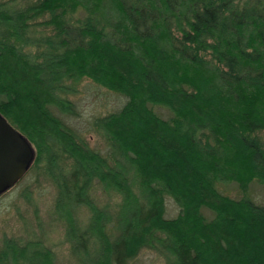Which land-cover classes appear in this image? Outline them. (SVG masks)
Masks as SVG:
<instances>
[{"label": "trees", "instance_id": "trees-1", "mask_svg": "<svg viewBox=\"0 0 264 264\" xmlns=\"http://www.w3.org/2000/svg\"><path fill=\"white\" fill-rule=\"evenodd\" d=\"M82 78L124 97L90 120L104 151L67 121ZM0 113L35 148L27 172L54 182L81 264L144 247L164 264H264V205L249 194L264 184V0H0ZM97 182L120 194L110 209ZM0 264L55 263L38 241L4 238Z\"/></svg>", "mask_w": 264, "mask_h": 264}, {"label": "rangeland", "instance_id": "rangeland-1", "mask_svg": "<svg viewBox=\"0 0 264 264\" xmlns=\"http://www.w3.org/2000/svg\"><path fill=\"white\" fill-rule=\"evenodd\" d=\"M27 1L29 0H10L17 5H23ZM45 30L49 32L48 29ZM68 97L75 101L81 115L69 117L67 121L85 133L89 146L104 151L106 142L100 131L92 128L90 120L93 116L118 108L124 97L95 84L89 78H82L77 85V92ZM154 109L167 115L162 107L155 106ZM262 136L264 137V132ZM218 187L234 197L243 194L232 182L219 184ZM249 192L256 203L264 205V184L251 183ZM90 194L99 207L107 206L110 209L120 200L117 191L105 190L98 182L92 186ZM56 195L57 188L51 178L34 168L0 196V247L4 238H12L21 243L38 241L41 246L51 249L55 264H81L80 255L72 250V240L66 237L67 222L55 207ZM178 210L177 204L167 196L165 214L174 216ZM71 215L85 225L91 213L86 205L78 204L72 208ZM93 242L87 244L89 248L97 247V243L93 245ZM127 264H164V258L144 247Z\"/></svg>", "mask_w": 264, "mask_h": 264}, {"label": "water", "instance_id": "water-1", "mask_svg": "<svg viewBox=\"0 0 264 264\" xmlns=\"http://www.w3.org/2000/svg\"><path fill=\"white\" fill-rule=\"evenodd\" d=\"M34 158L30 140L0 113V194L25 175Z\"/></svg>", "mask_w": 264, "mask_h": 264}]
</instances>
